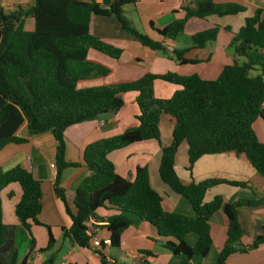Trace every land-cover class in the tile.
I'll use <instances>...</instances> for the list:
<instances>
[{
  "label": "trees",
  "instance_id": "16d2710c",
  "mask_svg": "<svg viewBox=\"0 0 264 264\" xmlns=\"http://www.w3.org/2000/svg\"><path fill=\"white\" fill-rule=\"evenodd\" d=\"M139 1L33 0L30 6L12 11L0 6V150L45 133L53 137L56 169L53 189L70 219L69 228L62 229L63 238L72 239L79 248L89 247L91 236L86 230L90 219L105 223L112 248L119 247L121 235L127 228L143 222L154 227L158 237L165 240L162 248L178 258V264H191L193 257L203 258L208 254L212 246L209 220L220 210L226 217L227 230L217 264H225L230 255L245 253L264 243L263 220L262 233L249 246H242L237 218L240 207L260 206L264 198L226 202L221 196H215L205 202L206 193L220 184L245 188L246 183L220 179L184 182L177 176L174 163L180 147L186 145L185 169L189 173L204 155L232 153L243 156L264 177V144L258 141L252 129L255 120L264 121V8L255 10L235 33L229 44L235 59L221 69L215 80H204L196 74L148 72L133 81L78 88L81 82L111 74L108 67L88 59L89 51L113 60H118L122 54L121 49L91 33L90 23L94 16L116 20L121 30L142 47L160 52L182 66L198 64L200 61L187 59L185 54L190 49H203L207 43L214 42L219 30L214 26L198 32L189 38L190 48L168 52L164 44L181 40L188 20L234 16L244 11L239 4L196 0L182 9V19L161 29H155L151 23L152 30L160 38L154 40L136 31L124 16L123 8ZM26 20L32 21V29L25 28ZM238 58L243 61L239 62ZM155 81L179 89L168 99L159 98L153 91ZM127 93L136 94V124L120 135L95 141L83 149L82 161L90 175L80 181L72 200H66L65 191L60 188L61 173L78 164L65 160L64 131L70 126L118 112L124 105L123 95ZM23 125L27 138L16 136ZM161 125L171 129L166 143L160 139ZM148 140L157 141L161 150L159 179L189 204L192 216L163 211L162 199L151 187L146 167H137L133 180L116 173L109 155ZM10 184H17L21 190L14 215L30 236L31 252L34 240L30 228L44 226L37 219L42 208L40 182L31 171L15 166L0 171V193ZM101 209L115 214L98 217L97 211ZM44 227L48 231V242L40 253L51 251L55 244L50 228ZM13 243L11 228L2 222L0 198V264L17 263ZM97 253L101 264H111L103 254ZM143 254L154 256L150 252ZM55 257L52 253L41 264H55Z\"/></svg>",
  "mask_w": 264,
  "mask_h": 264
},
{
  "label": "crops",
  "instance_id": "0c3cea01",
  "mask_svg": "<svg viewBox=\"0 0 264 264\" xmlns=\"http://www.w3.org/2000/svg\"><path fill=\"white\" fill-rule=\"evenodd\" d=\"M25 1L33 2V0ZM195 1L140 0L135 5L125 6L123 12L125 16H129L127 19L136 31L139 32L136 28V25H138L141 29L139 33L146 34L154 40H159L160 38L152 30L150 24L153 23L155 29H161L175 20L182 19L184 17L182 9ZM218 1L220 3L242 5L244 11L234 16H210L205 20H201L206 22L208 26H217L219 30L214 42L207 43L208 45L206 44L203 49H190L185 54L184 57L187 59L200 61L198 64L180 66L161 53L142 47L121 30L116 20L102 16H94L91 19V33L103 42L121 49L122 54L118 60H113L98 52L89 51L88 59L108 67L111 70V74L107 77L112 78V82L110 83H115L119 81H133L148 72L152 74L172 72L181 76L193 75L190 73L194 72L188 74L185 68L188 66L198 68L204 60L208 64H212L217 56L220 61L219 66L215 68L207 67L205 75L195 72L196 75L204 80L215 79L214 77L219 75L221 69L226 65L232 64L235 59L229 47L235 33L242 27L245 19L254 14L255 10L264 8V0ZM19 3L0 0V6L5 11H10L13 4ZM194 19L188 20L185 26L191 24ZM28 21L30 20H26L25 22L26 29L32 26L26 25ZM171 45L173 46V50L190 48L189 44L179 46L176 43H171ZM139 63H145L147 68L144 70L138 69ZM155 66L159 69L164 68L165 71L157 70ZM105 78L81 82L77 87L89 88L93 87L94 84L103 85L105 84ZM178 89L179 87L177 86L167 85L159 81H155L153 84L155 96L163 99L170 98ZM135 99V93L124 94V105L118 112L104 115L98 120L70 126L64 131L65 160L68 163L78 164L75 168H68L70 170L66 171L68 173L66 178L61 173L60 188L65 191L66 200H72L74 191L80 181L90 175L82 161L83 149L95 141L120 135L127 128L136 124L135 117L138 115V109ZM252 129L258 141L264 144V121L261 119L255 120L252 124ZM170 135V126L161 125V141L163 143L168 142ZM16 136L27 138L25 125L20 127ZM186 151V145H182L174 163V170L177 176L184 182L198 183L207 179H220L246 183L247 187L245 188L220 184L206 193L204 197L205 202L210 201L215 196H221L226 202L237 200L252 201L264 198V177L260 176L243 156H236L232 153L204 155L194 163L192 171L189 173L185 169L187 166ZM54 152L55 142L49 133L28 138V141L23 144H9L0 150V171H6L15 166H22L26 170L31 171L34 178L40 182L42 208L37 219L39 223L50 228V232L55 240L53 249L46 252L48 254L55 253V264H101L100 256L97 252L103 254L106 257V261L111 264L179 263L178 258L162 248V243L165 240L158 237L154 227L143 222L130 226L122 233L118 248H112L109 245L108 232L104 227L105 223L99 220L95 221L92 219L93 223L90 227L92 233L88 248H79L73 243L72 239L63 238L62 229L69 228L70 219L63 203L55 196L53 189L56 176ZM160 157L161 150L158 142L155 140L135 143L121 150L114 151L109 155V159L115 166L116 173L125 179L133 180L137 167H146L148 169L150 185L160 195L163 211L192 216L189 204L174 194L159 179L158 167ZM20 197L21 190L17 184H10L2 190L0 193L2 222L11 228V235L14 241L13 247L17 252L16 264H41L46 258L41 255L39 250L44 249L48 242V231L44 226H31L30 233L34 240V249L30 252V247L27 245L25 255L23 258H20L17 239L25 230L20 226L14 215V207ZM113 214H115L113 211H105L103 209L97 211L98 217H106ZM237 218L242 232L240 242L242 246L247 247L262 233L264 203L256 207H240L237 210ZM209 227L212 246L205 257H193L191 264H217V256L225 243L227 230V220L222 211L219 210L211 216ZM189 240L192 242L193 238L191 237ZM94 242L98 243L96 248H94ZM145 252L153 253L154 256H146L143 254ZM26 256H28L26 261L22 263ZM225 264H264V243L245 253L230 255Z\"/></svg>",
  "mask_w": 264,
  "mask_h": 264
},
{
  "label": "rangeland",
  "instance_id": "374dc122",
  "mask_svg": "<svg viewBox=\"0 0 264 264\" xmlns=\"http://www.w3.org/2000/svg\"><path fill=\"white\" fill-rule=\"evenodd\" d=\"M32 4V2L31 1H22L21 3H19V4H13L12 6H11V10L10 11H12V10H14L15 8H17V7H22V8H26V7H28V6H30ZM125 16V15H124ZM128 15H126L125 17L126 18H129V16L127 17ZM131 18V17H130ZM26 25H32V21H28V23L26 24ZM29 26H26V27H29ZM215 25H213V27H214ZM212 27V25L211 26H208L207 25V23L206 22H204V21H201V20H193L192 22H191V24H188L187 26H185V28H184V31H183V35H182V38H181V40H178L177 42H176V44L177 45H179V46H182V45H185V44H189L190 45V40H189V38L191 37V36H193L195 33H197V32H199V31H201V30H205V29H208V28H211ZM136 28H137V30H139V32H141V29L139 28V26L138 25H136ZM30 29H32V26L31 27H29V28H27V30H30ZM196 30V31H195ZM208 45V44H207ZM157 53H160V52H157ZM162 54V53H161ZM163 55V54H162ZM232 56H233V54H232ZM238 61L239 62H241V61H243V59H241V58H238ZM220 61H219V59H218V57L216 56V58L214 59V62L212 63V64H208L207 63V61H203V63L202 64H200V66L198 67V68H194V67H191V66H188L187 68H185V69H187V71H188V74L190 73V72H194V73H190V74H195V72H197V74H199V73H202V74H206V71H207V67H212V68H215V67H217V66H219V63ZM146 64H147V62H145ZM140 64L139 63V65L137 66V68L138 69H141V70H144V69H146L147 68V65L146 64ZM156 67V66H155ZM156 69L157 70H163V71H165V69L164 68H161V69H159V68H157L156 67ZM203 75V76H204ZM206 78H211V77H206ZM215 79L217 78V77H214ZM215 79H213L212 78V80H215ZM104 82H105V84H111L110 82H112V78H110V77H107V78H105V80H104ZM167 85H170V84H167ZM97 86H100L99 84H94L93 85V87H97ZM90 88V87H89ZM92 88V87H91ZM68 170H70V169H65V170H63L62 171V173H63V177L64 178H66V176H67V174L68 173H66V171H68ZM23 234H20L18 237V239H17V241H18V248L20 249V258H23V256L25 255V250H26V248H27V245L30 247L31 246V240H30V236H28L27 234H26V232L25 231H23L22 232ZM25 237V238H24ZM16 250V249H15ZM51 253H41V255H43L45 258H47L48 257V255H50Z\"/></svg>",
  "mask_w": 264,
  "mask_h": 264
},
{
  "label": "built area",
  "instance_id": "2783aa9c",
  "mask_svg": "<svg viewBox=\"0 0 264 264\" xmlns=\"http://www.w3.org/2000/svg\"><path fill=\"white\" fill-rule=\"evenodd\" d=\"M164 47L165 49L168 51V52H172L173 51V46L171 45V43H166L164 44ZM92 219L89 220L88 224H87V230H86V234L88 236H91V233H92V230H91V224H92ZM96 246H98V243L97 242H94V248H96Z\"/></svg>",
  "mask_w": 264,
  "mask_h": 264
}]
</instances>
